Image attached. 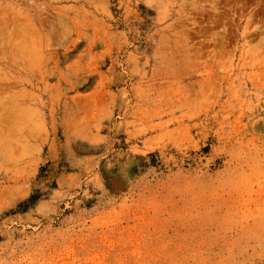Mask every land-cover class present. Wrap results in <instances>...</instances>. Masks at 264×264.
I'll use <instances>...</instances> for the list:
<instances>
[{
	"label": "rangeland",
	"instance_id": "rangeland-1",
	"mask_svg": "<svg viewBox=\"0 0 264 264\" xmlns=\"http://www.w3.org/2000/svg\"><path fill=\"white\" fill-rule=\"evenodd\" d=\"M0 264H264V0H0Z\"/></svg>",
	"mask_w": 264,
	"mask_h": 264
}]
</instances>
